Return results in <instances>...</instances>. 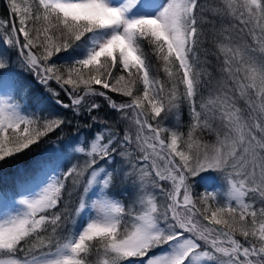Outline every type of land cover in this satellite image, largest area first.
<instances>
[{
	"label": "snow or ice",
	"instance_id": "obj_1",
	"mask_svg": "<svg viewBox=\"0 0 264 264\" xmlns=\"http://www.w3.org/2000/svg\"><path fill=\"white\" fill-rule=\"evenodd\" d=\"M4 4L0 162L90 135L0 208V264H264V0Z\"/></svg>",
	"mask_w": 264,
	"mask_h": 264
},
{
	"label": "trees",
	"instance_id": "obj_2",
	"mask_svg": "<svg viewBox=\"0 0 264 264\" xmlns=\"http://www.w3.org/2000/svg\"><path fill=\"white\" fill-rule=\"evenodd\" d=\"M7 16L4 0H0V18H5ZM0 53L8 55L9 53L5 50L3 46H0ZM67 55V54H64ZM13 64L12 67L7 71L13 74L20 85V88L27 90L28 92V103L30 107L35 108L37 105L47 106L51 101L49 98V94L45 91L44 87L40 85L35 79L29 75H27L24 71H22L17 63L15 62V53H11ZM163 75V73H161ZM20 95V91L18 89L17 92ZM115 95V94H113ZM62 98L66 99V97ZM118 101L121 99L120 97H115ZM102 103V109L100 111L101 115L108 116L109 119H114L115 114L109 110L106 105ZM56 111L66 115L69 119H73L72 114L68 110H64L59 106H54ZM184 123H187L188 117L185 110V113L182 117ZM166 123L171 124L172 121H168ZM90 135L89 130L83 127H80L77 130L76 124L66 126L63 130V135L61 136L59 133L50 134L48 137L44 138L40 143L33 145L30 149L26 150L21 154H17L12 158H8L3 162H0V196L5 200L9 201L8 197L17 196L16 193L19 192L18 185H21L23 182L27 180H32L36 177L37 169L36 165L38 159L39 162L42 153L47 148L48 145L57 146L62 152H69L70 146H74L73 142L78 141V138L81 136ZM76 161L73 160L72 163ZM117 162H119V158L117 157ZM214 175V174H212ZM199 178H197L198 180ZM114 191L118 194L120 192V188L117 187ZM195 191L198 193L202 191L201 184L198 182L195 186ZM163 251V249L157 248L154 253H159Z\"/></svg>",
	"mask_w": 264,
	"mask_h": 264
},
{
	"label": "rangeland",
	"instance_id": "obj_3",
	"mask_svg": "<svg viewBox=\"0 0 264 264\" xmlns=\"http://www.w3.org/2000/svg\"><path fill=\"white\" fill-rule=\"evenodd\" d=\"M65 153H67V152H62L59 149V147H57L55 145L54 146H52L51 144L48 145L40 157V159H42V160L39 162V159H38V161H37V163H39L38 165H36L37 171L39 172V169L44 162H47L50 160H56V159L62 160ZM38 172H37L36 176L38 175ZM210 175H212V174H210ZM32 180H27V181L23 182L21 185H18L20 195H26L31 191L32 187H34V185L31 183ZM15 198L19 199L20 196L17 195V196H15ZM9 206H10V200L7 201L4 198H2V196H0V208L7 209Z\"/></svg>",
	"mask_w": 264,
	"mask_h": 264
}]
</instances>
